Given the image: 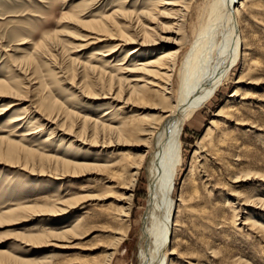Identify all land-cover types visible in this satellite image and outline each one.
I'll use <instances>...</instances> for the list:
<instances>
[{"label":"rangeland","instance_id":"obj_1","mask_svg":"<svg viewBox=\"0 0 264 264\" xmlns=\"http://www.w3.org/2000/svg\"><path fill=\"white\" fill-rule=\"evenodd\" d=\"M117 1L0 0V82L14 88L12 93H5L0 97V251L6 255L0 256V264H37L33 262L43 259L46 262L42 264H97L103 259L102 246L111 240V234L100 230L109 224H106L102 218L90 217L99 215L101 211L113 212L116 206V195L111 192L106 193L107 197L104 199L89 198L104 189V185L100 182L101 176L96 171L79 173L80 171L66 170L54 160L49 161L50 159L41 160V162L40 159L28 160L25 154H22L19 159H12L7 154V150L8 142L15 141L39 148L47 155L64 157V153L68 152V145L74 142V136L78 135L85 139H93L97 136L95 140H98L99 144L112 140V146L108 148L99 146L93 148L94 151H110L115 156L124 150L133 156L143 151L136 142H128L124 146L117 145L116 136L109 133L97 132L96 136L92 135L93 133L88 129L85 131L82 118L100 119L103 110H111L113 111L111 115L116 114L125 119L128 114L133 113V110L143 111L142 108L127 102V88L130 83H134L133 80L151 79L152 75L128 71L126 67L132 69L136 62H143L151 58L152 54L156 56L169 48L183 47V52L189 49L199 20L197 10L203 8L205 0H196L191 16L187 18L179 31L172 25L171 22L174 20L172 17L154 20L152 24L157 28L150 33L158 43L142 47L136 57L133 56L135 58L131 63H124V58L127 49L135 47L136 43L119 49L114 48L119 35L114 31L107 34L101 32L110 36H101V41L91 42L90 34L97 30L93 29L92 25H81L71 19V14H76L78 20L82 22L100 20L104 15H109L118 9ZM145 1L133 0V3L126 5L123 9L135 14L142 10V3ZM178 2L180 0L175 3L180 4ZM137 29L139 31V28ZM257 30L264 41V29L262 30L259 26ZM131 32L136 36L135 31ZM97 33L100 34L99 31ZM115 34H117L116 37H114ZM133 34L125 32L126 36ZM47 36H54V41L59 44H49ZM137 38L135 42L144 41L141 37L140 40L139 37ZM149 39L148 41H151ZM24 41L27 43L21 44ZM172 41L179 45L169 43ZM39 43H45V49L42 50L46 57L39 52L37 48ZM104 54L110 55L103 57ZM28 57L35 59L33 65L29 64ZM261 57L264 60V52ZM86 64L97 65L101 70L88 67ZM240 67L239 59L231 71L230 79L224 83L213 99L197 112L194 117L196 119L188 120L184 127L182 134V164L184 165L180 167L176 180L173 193L175 200L180 198L183 181L187 176L197 144L210 126V122L218 118L216 117L218 111L228 99L232 98L230 97L232 93L237 89H240L241 94H246L248 91L247 97L252 98L249 100L255 103V108L253 105L249 106L242 117L249 118V120L245 119L257 125L258 129H251L250 135L246 137L239 135L243 139H240L239 146L234 148L233 156H228L219 163L209 162L211 164L205 165L213 180L206 186V195L221 209L224 228L209 233L207 247L201 243H195L187 236L188 243L183 244V251L185 249L192 251L194 255L190 258L184 257L180 260V264H188V261L194 263L197 261L199 264H238L240 260L247 261L248 264H264V234L256 229L243 227L240 223L244 222L249 215L258 224L264 226L262 203L244 204V199L252 195H258L264 199V74L260 76L262 79L259 77L256 79L257 83L256 80H254L255 83H250L251 80L247 76L239 81L241 80ZM37 78L43 81V86L38 88L40 91L37 89L38 84L35 83L38 81ZM54 101L58 106L56 104L55 107L53 106ZM114 107L122 109L117 111ZM50 111L53 115L52 122L55 123L47 120ZM145 112L153 114L156 111L146 110ZM17 118H23V120L14 122ZM39 127L43 130L27 135L38 131ZM53 131L57 132L51 135ZM113 137L115 139H112ZM236 155L241 158V161H235ZM238 177L240 178L236 179ZM236 180L240 181L237 183ZM32 194L42 195V198L47 197L50 203H54L52 200L60 196V198L76 195L90 196L83 201L77 200L75 208L73 207L67 213H60L61 215L54 211L47 214L37 211L6 213L15 208L19 202H26ZM134 195L130 229L112 264L141 263L140 255L143 246L146 245L145 231L147 227H151L145 219L151 197L149 177L145 169L141 171ZM86 209L90 210L87 218L91 219L87 227H92L95 231L83 238H65L64 241L59 242L73 245V247L61 250L54 245L30 240V236L40 234L45 229L61 232L69 228L76 221L74 219H78ZM236 212L239 214V219L238 227L234 229L231 224ZM115 222H111L110 225L116 227ZM53 241L56 242V240ZM152 241L153 238L149 237L148 243ZM95 246L97 247L93 249ZM211 248L215 249V253ZM52 251L63 252L66 256L60 255L50 261L46 257ZM218 252L219 255H217ZM215 254L216 256H213Z\"/></svg>","mask_w":264,"mask_h":264},{"label":"bare ground","instance_id":"obj_2","mask_svg":"<svg viewBox=\"0 0 264 264\" xmlns=\"http://www.w3.org/2000/svg\"><path fill=\"white\" fill-rule=\"evenodd\" d=\"M132 1L118 0V9L109 15H104L97 21L82 22L78 20L76 14H71V19L81 25H92L93 29L100 32L99 34L94 30L91 34L89 33L91 42H99L102 40L101 36H110L104 35L105 33L114 31L119 34L116 38L117 45L114 48L119 49L136 43L135 47L127 49L124 58V63H131L142 47L158 43L157 40L153 39L154 36L151 37L152 34L150 33L157 28L152 24L154 20L156 21L158 18L171 19L170 17H172V20H174L171 23L179 31L187 18L191 16L196 2V0H180L178 2L180 4H177L175 2L179 0H146L142 3L143 8L140 12L131 14L123 8L133 3ZM263 5L264 0H205L203 8L197 10L199 11V20L193 32L194 39L189 49L183 52V47L178 49L169 48L156 56L152 54V59L145 58L147 60L143 62H136L135 67H132V69L126 67L128 71L147 73L148 76L152 75L150 76L151 79L133 80L134 83H130L127 88V102L133 104V106H138L140 109L142 108L143 111L133 110V113L128 114L125 119L116 114L111 115L113 112L111 110H103L100 119L82 118L85 131L88 129L93 133L92 135L97 134V132L109 133L116 136L117 145L120 146H124L128 142L138 143L137 145L142 147L143 151L136 156L125 150L119 152L118 156L113 155L110 151H94L93 148L99 146H102V148L112 146V140L99 144V141L95 140L98 138L96 135V138L92 137L93 139H85L78 135L74 136L75 140L68 145V152L64 153V157L47 155L39 148L23 145L21 142H8L7 154L12 159H19L22 154H25L28 160L40 159V162L41 160H54L59 166L70 171H80L79 173L96 171L101 176L100 182L104 185V189L92 197H89L90 195H76L60 198V196L52 200L54 203H50L47 197L42 198V195L32 194L26 202H19L15 208L6 213L37 211L38 213L47 214L54 211L61 215L60 213L69 212L78 201L86 200L87 197L91 200H99L107 197L106 193L113 192L116 195L114 211H101L99 215L96 214L90 217L92 219L102 218L106 224H109L103 226V229L100 230L101 232H110L111 240L106 242L105 246H102L103 259L97 264H112L119 247L129 232L134 191L141 171L145 169L149 177L151 195L145 219L151 224V227H147L145 231L146 245L142 248L140 264H180V260L184 257L190 258L194 255L192 251L186 249L183 251V244L188 243L187 236L195 243H201L207 247L209 233L224 228V220L221 219V209L214 204L213 200L207 198L205 189L210 184L212 176L207 172L205 165L209 162L219 163V161H224L226 157L233 156L234 148L240 144L241 138L239 135L246 137L250 135L251 129H258L257 125L255 126L254 123L251 124L245 119L247 118L245 115V118L242 117L249 106L253 105L255 108V103L253 100H249L250 97H247L248 91H244L246 94H241L240 89H237L232 93L230 96L232 98L228 99L218 111L216 114L218 118L210 122V126L197 144L187 176L183 181L180 198L175 200L173 193L176 188V180L180 167L184 165L182 164V134L186 122L190 119H196L194 117L197 112L211 101L224 83L230 79L231 71L237 65L239 59L241 60V80L239 81L247 76L251 80L250 83H255L254 80L258 77L261 78L260 76L264 74V60L261 57L264 52V41L257 30L259 26L262 30L264 29ZM137 28H139V31ZM131 31H135L136 36ZM101 32H104V34ZM125 32H130L133 35L126 36ZM116 36L117 34L114 35V37ZM47 37H49L47 38L49 44H59L54 41V36ZM137 37H139V40L141 37L144 41L142 43L135 42L134 40ZM149 38L151 41H148ZM25 43L27 42L24 41L21 44ZM169 43L179 45V43L173 41ZM37 48H39L42 56L46 57L43 51L45 43H39ZM108 55L110 54H104L103 57ZM28 58L29 64L33 65L35 59ZM89 66L91 65L89 64ZM91 68L101 70L97 65L91 66ZM35 83L38 84L37 89L43 86L41 79H38ZM12 89L14 88L0 82V97L4 96L5 93H12ZM239 97L241 98L238 99ZM262 98L260 99L262 100ZM52 104L55 107V101ZM121 109L114 107V110L117 111ZM49 110H51V107ZM144 110H155L156 112L150 114ZM52 111L49 112L47 120L55 123L52 122ZM70 115L74 116L75 114ZM105 117L107 118L105 119ZM247 119L249 120V118ZM22 120L23 118H17L14 122ZM42 130L43 128L39 127L38 131L27 135ZM56 132L53 131L51 135ZM235 161H241V158L236 155ZM237 181L240 180L235 182ZM244 200L245 205L262 203V206H264V199L258 195H252ZM89 213L90 210H84L83 214L79 218L77 217L78 219H74L75 222H71L72 225L69 228L61 230V232L45 229L40 234L30 236V240L54 245L61 250L73 247V245L59 242L64 241L65 238H83L93 233L95 229L87 227V225H90L91 220L87 218ZM238 217L237 212L232 217L231 227L234 229L238 227ZM114 221H116V227L110 225ZM240 223L243 224V227L253 228L264 234V226L258 224L252 216L248 215L244 222ZM149 237L153 238L152 243H148ZM59 238L62 239L57 240ZM96 247H93V249ZM211 250L215 253V249L211 248ZM219 252L217 255H219ZM60 255L66 256L63 252L52 251L46 258L50 260ZM0 256L6 255L0 251ZM213 256H216V254ZM9 258L11 259V256ZM44 260H42L43 262L33 263L42 264L46 262ZM187 263L199 264L197 261L196 263L193 261ZM238 264L248 263L240 260Z\"/></svg>","mask_w":264,"mask_h":264}]
</instances>
